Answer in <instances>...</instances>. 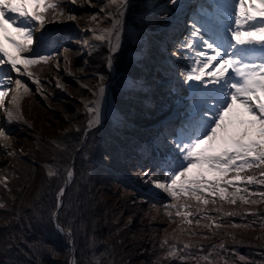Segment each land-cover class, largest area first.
Here are the masks:
<instances>
[{
	"label": "trees",
	"instance_id": "16d2710c",
	"mask_svg": "<svg viewBox=\"0 0 264 264\" xmlns=\"http://www.w3.org/2000/svg\"><path fill=\"white\" fill-rule=\"evenodd\" d=\"M58 2L64 7L66 0ZM163 2L165 0H131L126 17L128 25L135 19L137 26L153 31L145 33L148 43L130 40L122 33L123 47L115 56L114 78L109 88L113 106L122 117L120 122L113 124L107 119L84 136L88 115L78 98L86 95L94 99L91 90L98 86L100 77L105 78L104 84L111 78L106 64L108 44L105 42L98 44L90 53L78 50L72 59L73 64L75 59L82 64V71L77 75L88 87L69 81L74 86V95L68 92L63 97L71 95L69 100L57 99L55 110L44 112L38 104H33L43 123L44 139L33 142L31 135L23 131L27 126L23 123H16L10 130L18 145L17 152L28 158L9 153H2L0 157L2 180L7 177L6 186L0 183V204H4L0 208V264H68L70 260L75 264H197V259L209 252L212 253V264H264V203L224 204L225 210L242 213L235 217L212 211L220 208L222 202L206 206L208 216L225 224L209 231L204 225L211 224L212 220H201L199 227L195 223L187 225L176 216L175 208L166 207L173 203L171 198L165 200L166 193L159 190L151 199L142 191L144 186L140 185L139 175L143 168L135 160L139 155L137 148L150 134H157L156 128L148 125L170 113L174 97L179 94L165 88L166 85L152 86L149 91L139 86L125 87L122 78L133 76L141 80L140 61L146 68L150 66L157 72L161 78L158 83H163L168 77L167 67L153 58L159 59L164 55L159 44L162 39L158 35L164 32L154 31L160 29V23L173 12V6L169 5V15L161 14L158 18V13L165 7L153 9ZM79 3L76 0L75 6ZM74 11L77 19L67 32L52 37L51 51L56 53L68 49L70 54L73 38L84 34V28L92 25L90 10ZM141 14L146 15L141 18ZM102 20L100 25L110 26L109 19ZM129 50L146 51L149 57L133 60ZM53 61L31 69L47 78L52 74ZM150 95H153V105L149 101ZM69 103L72 107L68 106ZM72 110L76 113L74 120L69 121L63 114ZM58 128L66 131L58 133ZM125 138L130 140L126 142ZM106 154L111 157L108 161L104 159ZM155 165L156 162L149 165L151 172L156 174L154 178L163 179V173ZM50 170L57 172L58 176L50 178ZM69 170L73 173L70 179L67 176ZM257 178L264 179L258 172ZM65 183L67 186L63 185ZM61 187L65 188V195L63 207L59 209V222L73 233L74 244L71 246L50 221ZM253 188L264 190L261 185L249 186L250 190ZM167 212L172 213L171 217ZM253 212L255 215L244 214ZM231 223L249 226L232 228ZM191 232L196 235H190ZM165 240L167 243L162 247ZM184 243L193 245L185 253H191L197 259L181 260L168 256L171 245L179 249ZM221 243L223 249L220 248ZM199 264L207 262L199 260Z\"/></svg>",
	"mask_w": 264,
	"mask_h": 264
},
{
	"label": "snow or ice",
	"instance_id": "6c2138e0",
	"mask_svg": "<svg viewBox=\"0 0 264 264\" xmlns=\"http://www.w3.org/2000/svg\"><path fill=\"white\" fill-rule=\"evenodd\" d=\"M86 2L93 4V0ZM71 3L75 4L76 0ZM169 4L177 7L178 0H169ZM130 7L131 0H106L100 13H103L101 19L111 21L110 26L89 29L93 40L99 44L107 42L106 64L110 70H113L115 56L123 47L122 33L130 40L140 36L139 29L133 33L128 31L126 17ZM179 7L186 18L181 22L183 39L177 37L170 55L189 63L182 68L173 63L167 70H174L177 86H184L188 92L185 119L178 132L170 133L173 148L166 151L155 165L164 178H154L156 174L147 169L141 171L139 179L152 184L144 193L146 197L158 194L153 188L163 191L173 201L166 207L175 208L176 216L185 224L195 223L199 227L201 220H212L211 224L204 225L211 231L225 224L208 216L206 206L222 202L220 208L212 211L235 217L242 213L225 210L224 204L264 203V190L249 189L251 185L264 186V179L257 178V172L264 177V0H200L187 10L183 5ZM99 15L93 14L92 21L98 22ZM164 15L169 14L165 12ZM76 19L70 11L66 14L58 0H0V109H4L8 122L19 121L20 101L30 91L26 82L12 77L11 73L27 75L33 83L39 84L30 69L54 59L49 51L51 37L46 34V25ZM136 23L134 19L133 28ZM84 44L88 48L97 47L87 41ZM104 79L100 77L98 86L91 90L94 99L83 106L89 129L102 123L101 104L107 102ZM13 84L14 88L11 87ZM135 86L133 80L131 87ZM10 92L12 108H6L5 98ZM6 135V130L0 128V138ZM104 159L108 161L111 157L106 154ZM72 175L69 170L68 178ZM48 176L54 178L58 173L50 170ZM0 183L6 186L7 177ZM64 195L65 188L61 187L50 221L71 246L74 244L73 233L59 222ZM3 207L4 204H0V208ZM166 214L172 215L171 212ZM244 214L255 215L254 212ZM197 216L199 219H195ZM230 226L249 225L231 223ZM189 234L196 235L195 232ZM166 243L167 240L162 247ZM192 247L190 243H184L179 249L171 245L168 256L181 260L197 259L191 253H185ZM223 247L221 243L220 248ZM211 255L209 252L199 257L197 264L199 260L212 264ZM68 264H75V261L70 260Z\"/></svg>",
	"mask_w": 264,
	"mask_h": 264
},
{
	"label": "rangeland",
	"instance_id": "374dc122",
	"mask_svg": "<svg viewBox=\"0 0 264 264\" xmlns=\"http://www.w3.org/2000/svg\"><path fill=\"white\" fill-rule=\"evenodd\" d=\"M79 6H75V4L71 3V0H67L66 1V5H65V10H66V14L67 12H71L72 14H75L74 9H79L81 11H89L90 10V18L93 14L99 13L100 15H103V13H100V7L103 6L106 3V0H93V4H89L86 2V0H79ZM188 2L189 0H178V6L174 7L173 12L170 14L169 17H167V20L165 22H161L159 25L158 30L154 31V33H161L162 29H166L167 28V35H165L164 39L165 41L163 42V48L165 50H169L171 51L170 47L171 44L175 39L174 35L181 30V26H182V21H180V23H178V21L181 18H178V16H181V10L179 5H183L184 8H188ZM194 4V3H192ZM94 5H98V6H94ZM164 6V2L159 4L158 7H155L153 10H159L160 7ZM93 7V8H91ZM152 10V11H153ZM151 11V10H150ZM150 11L147 13L149 14ZM151 11V12H152ZM167 11L166 7L164 9H162V11L159 12L158 18H160V15H164V13ZM98 16L97 21L98 22H92L91 26H87L86 28H84V34H78L76 35V37L73 38V46H70V49H72V52L69 54L68 52L64 51L63 52H57V56L54 58L53 61V71L52 74H50V76H46L51 85H47L46 83H41L40 80L33 76V79L37 80L39 82V84L37 83H33L32 79H29L27 75L25 76H19L18 73H11V76L14 78H19L22 81L26 82V85L29 87L30 91L26 94H24L22 96V99L20 101V106H19V113L21 114L22 118L21 120H19L18 122H8L7 119L4 122H0V128H4L6 130L7 133V137L10 140V143L12 144V146L10 148H6V149H0V157L2 156V153H11L13 154L14 152L18 151V145L16 143V139H14L15 137L12 136V133H10V130L16 125V123L18 124H25L27 125L26 128L23 129L24 132H29L28 134L31 135V137L34 139L33 142L37 143V140H42L45 138L46 134L43 135V130L44 128L42 127V121L38 118L37 113L35 112L36 108L35 105L33 104H38L40 106V108H42V110H44V112L48 111V110H55V106H56V101H58L57 99L61 100L60 98H63L65 100H69L71 95H69L68 97H63L65 95H67V93L69 92L70 94L74 95L75 89L73 88V84H71L69 81H74L77 82L78 84H80L83 87H88L86 86L79 78V74L82 71V64H79V62H77V60L75 59L74 64L72 62V59H74V57L78 54L77 51L82 49L85 50L87 53H90L93 48H88L85 46L84 42L87 41V43L89 45H98L99 42L95 41L92 39V35L93 33L91 31H89V29H96L98 28H105L104 26L100 25L103 20L101 19V16ZM146 14H141V18L143 16H145ZM89 18V19H90ZM92 20V19H91ZM100 23V24H99ZM172 23H174L175 26H172ZM57 26L53 29H51V31H47L46 34L49 35L50 37H52V35L58 34L60 32H62V30H67L68 28H70V26L72 27V25L74 24V21L71 22H56ZM181 24V26L179 25ZM131 29V31H130ZM128 29V31L130 33L135 32L134 29L130 28ZM153 30H149L147 28L143 29V32L148 34L147 32H150ZM165 32V31H164ZM37 35V34H36ZM160 36V34H158ZM147 36L142 35L141 37H139L140 40L148 43V41H146ZM141 54L135 53L134 51H130L129 50V54H135L134 58H144V57H149V54L145 51L144 53L140 52ZM132 55V56H133ZM72 68H71V65ZM162 63L165 66H172L173 63H175L177 68H181L187 65V61L183 60V59H177L175 57H172L170 54L168 56H166L163 60ZM139 68L141 70V77H142V82L141 85L145 86L146 90L149 91L152 89V86H159L160 83H158L159 79H161L158 75L157 72L155 73L152 68L149 67H145L143 62L140 61V65ZM114 69V66H113ZM109 74H111V79L114 78V74H113V70L111 72V70L108 68ZM170 78L172 80H170L171 83H168L167 86L168 87H172V88H176L177 87V76L174 74V70H170ZM76 73V74H75ZM156 81H154V80ZM135 80H137V78H135ZM130 81V80H129ZM29 82H32V84H30ZM128 82V79L126 77L122 78V83L124 85H126ZM110 83H112V81L110 80L107 84V92H108V96H110ZM43 84V85H42ZM59 85V86H58ZM123 85V86H124ZM13 85H11L12 87ZM180 87H183L182 85H180ZM73 88V89H72ZM32 90V91H31ZM184 92V91H183ZM187 92V91H185ZM89 96H84L81 95L79 96L78 100L80 101V103H82V101H86ZM72 98V97H71ZM156 98V97H155ZM111 99V104L113 105V101H112V96H110ZM72 100V99H71ZM150 101L153 100V98L149 99ZM187 103H183V101L180 98H176L175 99V105H174V109L173 112L177 111L179 113H185L186 109H185V105H187ZM70 107H72V104L69 103ZM32 107V108H31ZM75 109V108H74ZM1 109H0V114H1ZM76 113V110H72L70 113H66L63 114L64 118L67 120H74L73 117ZM143 114V112H142ZM141 114V115H142ZM1 117V115H0ZM176 117V115H175ZM115 121L117 120V117H115L114 119ZM8 124V125H7ZM88 124V121H86L85 125ZM158 124L160 123H155L154 126H158ZM99 127V126H97ZM95 127V128H97ZM147 127V126H146ZM148 128V127H147ZM157 129V128H156ZM58 133H64L66 130L64 128H58L57 129ZM163 133V132H161ZM154 134V133H153ZM164 134V133H163ZM54 135V134H51ZM49 135V136H51ZM151 136V134H150ZM153 136V135H152ZM124 137V136H123ZM126 142L129 141L130 139L125 138ZM129 147V146H127ZM2 160V159H0ZM145 165V163H144ZM146 169H149L148 167H146ZM141 180V179H140ZM142 184L140 183V185L144 186V190H142L143 192H146L149 188L152 187L151 182L145 184L142 180H141ZM138 190H140V188H138ZM153 192H158L159 190L156 189H152ZM159 193V192H158ZM156 196V195H155ZM154 196H149V198L153 199Z\"/></svg>",
	"mask_w": 264,
	"mask_h": 264
},
{
	"label": "bare ground",
	"instance_id": "6f19581e",
	"mask_svg": "<svg viewBox=\"0 0 264 264\" xmlns=\"http://www.w3.org/2000/svg\"><path fill=\"white\" fill-rule=\"evenodd\" d=\"M189 1H192V0H189ZM178 18H181V16H178L177 19ZM180 21H182V19H180L178 21V23H180ZM179 25L181 26V24H179ZM56 26H57L56 22L47 24L46 25V32L47 31L48 32L51 31V29L55 28ZM172 26H175L174 23H172ZM177 33H179V31ZM39 35H40V33H37V36H39ZM139 41H142V40H139ZM134 59H139L140 60L142 58H133V60ZM111 72H112V70H111ZM133 80L134 79H130V81L128 83L132 84ZM142 81H143L142 79L141 80L140 79L139 80L138 79L135 80L136 87L139 86V87H143L144 89H146L145 86L141 85ZM12 87L14 88L15 85L13 84ZM106 91H107V89H106ZM11 96H12V93L10 92L9 95L5 98V106H6V108H12V105L9 103V101L11 100ZM101 108H102V116H107L108 117L110 115H113L114 112H115L114 106H112V104H111L110 96H108V92H107V102L106 103L102 102ZM13 110H15V109H13ZM1 111L2 112L0 114L1 115L0 122L1 121L4 122L6 120L4 109H1ZM19 115H20V119L19 120H21L22 116H21L20 113H19ZM11 146H12V144L10 143V140L8 139L7 136L0 138V149L1 150L2 149H6V148H10Z\"/></svg>",
	"mask_w": 264,
	"mask_h": 264
},
{
	"label": "water",
	"instance_id": "95a60500",
	"mask_svg": "<svg viewBox=\"0 0 264 264\" xmlns=\"http://www.w3.org/2000/svg\"><path fill=\"white\" fill-rule=\"evenodd\" d=\"M168 3H169V0H167V1L164 3V6H165V7H168V6H167ZM105 86H106V88H107V85H105ZM86 129H87V131H88V124H86ZM14 154L20 155V154H18L17 152H14ZM25 157H26V156H25ZM26 158H28V157H26Z\"/></svg>",
	"mask_w": 264,
	"mask_h": 264
}]
</instances>
